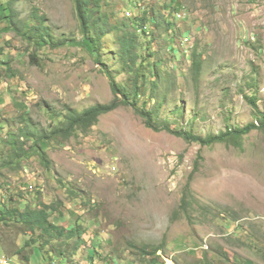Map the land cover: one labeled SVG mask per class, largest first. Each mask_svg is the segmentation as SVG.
I'll list each match as a JSON object with an SVG mask.
<instances>
[{"label":"rangeland","instance_id":"374dc122","mask_svg":"<svg viewBox=\"0 0 264 264\" xmlns=\"http://www.w3.org/2000/svg\"><path fill=\"white\" fill-rule=\"evenodd\" d=\"M93 6H101L97 16L111 31L100 57L74 44L83 40L75 0L14 5L18 24L38 25L35 14L45 16L54 39L70 41L62 47L38 48L0 16V206L23 212L51 205L52 224L83 232L81 239L49 240L0 219V260L264 264V130L252 132L242 148L202 147L155 132L132 107H122L88 132L54 142L48 150L51 169L32 151L22 165L3 167L23 127L50 134L62 127L58 114L66 107L83 112L113 102L100 58L120 84H132L120 57L126 31L138 36V107L157 110V126L203 138L261 126L264 0H93ZM142 18L143 28L130 24ZM195 50L203 61L198 77ZM25 143L30 150L32 142ZM185 199L190 217L183 212ZM157 247L162 251L155 253Z\"/></svg>","mask_w":264,"mask_h":264},{"label":"trees","instance_id":"16d2710c","mask_svg":"<svg viewBox=\"0 0 264 264\" xmlns=\"http://www.w3.org/2000/svg\"><path fill=\"white\" fill-rule=\"evenodd\" d=\"M18 0H11L8 4H0V16L1 19L6 21L12 29L24 39L26 38L32 45L38 48H44L46 46L52 47H62L66 46L70 41H56L51 33V30L47 27V18L45 16H39L35 14V18L38 21V25L20 23L18 24V15L14 9L15 3ZM77 15L81 22L83 40L81 42L75 43L77 45L83 46L85 49L89 50L92 54L97 57L101 56V46L103 40L111 32L105 25V18L97 16L100 12L101 6H93V0H75ZM147 15V12L145 13ZM135 21L133 24L143 26V22L147 20L142 19H130ZM158 24L156 25L157 28ZM125 35L120 40V57L124 61V65L128 67L129 72L133 75L132 84L130 86L120 84L113 74L111 73L108 65L105 64L101 58L98 63L102 66V73L108 78L110 86L114 95V100L110 104H97L83 112H77L71 108L65 109V114H58V119L63 117L62 127H56L50 134L42 133L39 129L28 130L25 127L20 129L19 135L14 136L13 144L16 146L9 153V159L3 161V167L13 168L15 164L22 165L23 158L25 156H31V152L39 155L40 159L50 168L51 161L49 159L48 150L54 142H66L69 141L77 132L86 133L96 126L100 119L104 116L114 113L122 107H132L136 114L140 116L145 125L154 130L155 132H167L173 134L177 137L183 138L189 143H196L202 147H213L218 144H225L228 146H234L236 148H242L243 142L246 137H248L252 132L256 130H264V117H261V126L255 124H250L247 127L231 129L229 128L225 133H221L216 136H208L203 138L201 136L194 135L191 132L177 131L172 129L170 125L157 126L155 123V115L158 114L157 110L148 112L146 109H140L138 107L139 98L142 96V77L141 71L136 70V64L138 63V54L136 53L137 35L131 34L129 31L124 32ZM193 70L195 76H199L202 70V56L197 50L193 52ZM150 66L152 67L151 63ZM146 83V81H143ZM155 88H159V83H153ZM249 102L257 108V102L253 98H249ZM51 114H53L51 112ZM25 122H31L30 119L25 120ZM24 139L27 143L32 142L33 146L30 150H26V143L22 141ZM189 189V187H188ZM1 198V197H0ZM184 204L182 206L183 212L186 216L190 217V211L184 210ZM2 204V203H0ZM40 209H32L26 207L24 211H20L18 208L7 209L0 206V219L2 221L10 218L15 222L24 225L28 231L35 234L40 231V235L49 240H57L59 237H66L72 239L79 236L80 239L83 236V232L78 230L77 227L72 229H65L63 227H58L50 222V215L56 209L51 205H46L41 203ZM190 220V219H189ZM234 222L238 220L231 218ZM29 246V243H26ZM155 253L162 251V247H157ZM237 264H255L253 262H239Z\"/></svg>","mask_w":264,"mask_h":264},{"label":"built area","instance_id":"2783aa9c","mask_svg":"<svg viewBox=\"0 0 264 264\" xmlns=\"http://www.w3.org/2000/svg\"><path fill=\"white\" fill-rule=\"evenodd\" d=\"M0 262H2L3 264H8L6 260H3V261L0 260Z\"/></svg>","mask_w":264,"mask_h":264}]
</instances>
